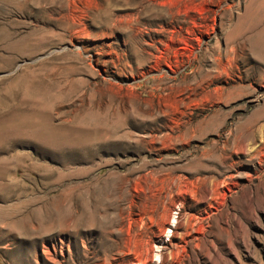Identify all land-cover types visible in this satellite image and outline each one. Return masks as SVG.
Returning <instances> with one entry per match:
<instances>
[{"label":"rangeland","instance_id":"374dc122","mask_svg":"<svg viewBox=\"0 0 264 264\" xmlns=\"http://www.w3.org/2000/svg\"><path fill=\"white\" fill-rule=\"evenodd\" d=\"M0 264H264V0L1 6Z\"/></svg>","mask_w":264,"mask_h":264},{"label":"bare ground","instance_id":"6f19581e","mask_svg":"<svg viewBox=\"0 0 264 264\" xmlns=\"http://www.w3.org/2000/svg\"><path fill=\"white\" fill-rule=\"evenodd\" d=\"M9 4V0H0V7Z\"/></svg>","mask_w":264,"mask_h":264}]
</instances>
